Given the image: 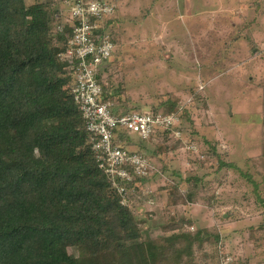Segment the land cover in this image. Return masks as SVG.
Here are the masks:
<instances>
[{
  "label": "rangeland",
  "instance_id": "1",
  "mask_svg": "<svg viewBox=\"0 0 264 264\" xmlns=\"http://www.w3.org/2000/svg\"><path fill=\"white\" fill-rule=\"evenodd\" d=\"M36 1L62 20L74 0H25ZM105 1L115 8L107 27L115 49L101 80L115 108L164 112L177 97L181 109V135L140 141L130 133L125 144L152 161L127 203L140 226L156 236L166 218L188 216L189 229L220 234L221 253L264 264V0ZM217 154L231 166L218 168ZM189 176L201 184L181 181ZM175 182L182 195L173 201L160 189ZM203 250L194 264H217Z\"/></svg>",
  "mask_w": 264,
  "mask_h": 264
},
{
  "label": "trees",
  "instance_id": "2",
  "mask_svg": "<svg viewBox=\"0 0 264 264\" xmlns=\"http://www.w3.org/2000/svg\"><path fill=\"white\" fill-rule=\"evenodd\" d=\"M55 14L42 1L0 0V264H194L205 244L212 251L203 250L204 259L217 258L218 264V232L191 230V218L172 216L160 226V234L151 235L123 203L100 167L73 99V70L61 58L70 30ZM61 22L63 30L55 31ZM111 23L106 18L102 28ZM97 78L102 99L112 103L113 112L129 113L118 112L115 92ZM162 104L164 113L181 110L177 97ZM158 133L168 136L169 131ZM129 137L119 131L116 141L127 148ZM218 154V168L230 167ZM125 167L133 176L121 182L129 200L147 176ZM201 179L181 181L197 188ZM178 184L160 190L168 189L175 201L182 195ZM188 199L186 192L182 203ZM233 264L240 262L234 258Z\"/></svg>",
  "mask_w": 264,
  "mask_h": 264
},
{
  "label": "built area",
  "instance_id": "3",
  "mask_svg": "<svg viewBox=\"0 0 264 264\" xmlns=\"http://www.w3.org/2000/svg\"><path fill=\"white\" fill-rule=\"evenodd\" d=\"M68 8L63 22L68 23L70 34L61 58L73 70V99L85 121L100 167L110 176L112 185L127 204L128 191L121 182H130L133 176L125 166H134V174L144 177L149 174L152 161L139 151L122 147L116 141L117 133H134L144 140L165 130L171 137L179 136L181 120L178 112L114 113L112 103L102 99V86L97 78L102 76V69L115 49L112 35L107 27L102 28L105 19H111L114 4L105 0H74ZM54 17L60 20L59 15ZM63 22L56 23L54 30L61 32ZM233 263L231 254L222 252L219 255L218 264Z\"/></svg>",
  "mask_w": 264,
  "mask_h": 264
}]
</instances>
